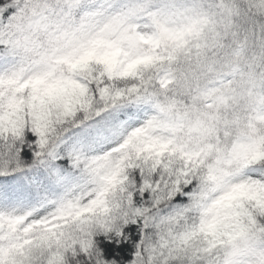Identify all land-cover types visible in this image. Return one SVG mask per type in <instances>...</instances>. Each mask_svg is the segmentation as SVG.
I'll return each mask as SVG.
<instances>
[{
    "label": "snow or ice",
    "instance_id": "1",
    "mask_svg": "<svg viewBox=\"0 0 264 264\" xmlns=\"http://www.w3.org/2000/svg\"><path fill=\"white\" fill-rule=\"evenodd\" d=\"M0 264H264V0H0Z\"/></svg>",
    "mask_w": 264,
    "mask_h": 264
}]
</instances>
